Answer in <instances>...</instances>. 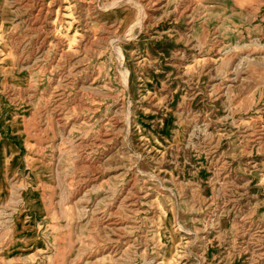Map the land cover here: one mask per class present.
I'll list each match as a JSON object with an SVG mask.
<instances>
[{"label": "rangeland", "instance_id": "1", "mask_svg": "<svg viewBox=\"0 0 264 264\" xmlns=\"http://www.w3.org/2000/svg\"><path fill=\"white\" fill-rule=\"evenodd\" d=\"M0 264H264V0H0Z\"/></svg>", "mask_w": 264, "mask_h": 264}, {"label": "bare ground", "instance_id": "2", "mask_svg": "<svg viewBox=\"0 0 264 264\" xmlns=\"http://www.w3.org/2000/svg\"><path fill=\"white\" fill-rule=\"evenodd\" d=\"M239 21V20H238ZM261 136V135H260Z\"/></svg>", "mask_w": 264, "mask_h": 264}]
</instances>
